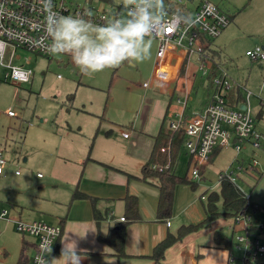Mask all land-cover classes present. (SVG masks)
<instances>
[{
    "label": "rangeland",
    "instance_id": "rangeland-1",
    "mask_svg": "<svg viewBox=\"0 0 264 264\" xmlns=\"http://www.w3.org/2000/svg\"><path fill=\"white\" fill-rule=\"evenodd\" d=\"M113 1L124 3V0ZM210 1L236 16L233 23L214 40V47L220 52L221 66L229 76L246 84L254 93L250 99L251 108L255 115L262 112L263 119L257 125L259 146L254 147L252 143L246 142L239 154L232 148L220 150L211 158L205 170H201L202 179L197 181L198 188L201 189V194L205 192V196L213 191L218 192L219 174L232 172L239 177L237 183L250 195L251 202L264 211V64L246 56V51L264 46V0ZM199 2L200 0H163L160 5L165 7L170 3H180L192 10ZM101 4L102 0H71L68 5L71 13L74 9L89 12V20L82 18L89 25L86 35L94 44L103 43L95 31L96 27L102 26L95 21ZM70 15L78 16L74 13ZM158 46L157 40L145 37L138 44V50L147 57L150 49L149 58L124 61L117 67L87 74L75 65L69 54L54 52L49 58L18 49L17 55L20 57H15L13 63L33 71V81L29 84L18 85L7 81L6 68L0 65V152L8 161L4 173L0 175V212L7 210L9 216H13V213H17V205L25 207L14 198L17 197L18 200L20 194L24 196L20 199L25 201L32 193L31 201L26 202L30 203L33 198L39 199L37 196L42 193H64L68 187L64 181L69 180L67 176L71 173H76L75 170L64 167V162H68L64 159L70 157L73 148L77 151L81 147H93L94 139L110 128L117 130L130 125L136 126L139 119L145 123L144 114L150 115L152 111L146 102L169 101V96L142 87L153 75ZM190 70L195 83L187 114L202 109L207 92L203 85L206 76L197 70L195 62H192ZM193 74H196V78ZM148 108L149 111L146 110ZM9 111L13 112V116L9 115ZM168 125L169 120L166 119L165 126ZM56 155L61 159L57 163L54 160ZM177 162L176 174L190 178V154L184 144ZM16 171H20V174H16ZM38 173L42 174V178L38 177ZM23 180H27V188L24 187ZM178 185L190 187L187 183ZM22 189H27V192L23 193ZM45 205L48 207L47 213L56 210L51 203ZM218 206L222 209L221 202ZM34 214L37 219L53 221V217H42L41 212L34 211ZM231 222V218L221 216L208 223L207 227L213 223L221 235H231ZM5 224L7 223L0 221V243H8V238L16 241L17 247L12 248L8 254V260L13 261L20 257L22 240L33 243L34 238L23 236L14 224V229L10 228L14 231L11 232L8 227L5 229ZM238 233L241 232L234 233L233 244L236 243ZM197 241L201 242V238ZM232 250L234 257H242V250L235 244L232 245Z\"/></svg>",
    "mask_w": 264,
    "mask_h": 264
},
{
    "label": "built area",
    "instance_id": "built-area-1",
    "mask_svg": "<svg viewBox=\"0 0 264 264\" xmlns=\"http://www.w3.org/2000/svg\"><path fill=\"white\" fill-rule=\"evenodd\" d=\"M51 2L52 15L74 13L82 17L90 16L84 9H74L71 13L68 6L71 0ZM45 3L46 0H0V65L6 68L7 81L20 85L29 84L33 80L34 73L31 69L13 63L15 57H20L17 55L18 49L49 58L54 53L50 48L51 39L48 35L53 31V25L49 24L47 28L46 17L49 10L45 8ZM141 6L151 10L153 14V28L146 37L157 40L159 44L153 75L143 83V87L156 88L169 96L173 108L167 127L173 133L181 132L184 135V147L192 157L190 178L198 181L202 176L201 169L208 165L215 150L232 148L239 154L246 142L252 143L254 147L259 146L257 119L249 101L253 95L251 90L236 82L222 66L211 76L214 62L210 52L213 49L212 42L231 24V18L210 0L201 1L190 19L165 9L158 0H133L128 6L123 2L102 0L95 21L102 26L116 21L126 24L139 14L137 9ZM246 56L264 64L263 47L256 46L253 50H248ZM192 62L206 76L203 85L207 92L203 108L187 114L195 83L190 70ZM193 76L196 78V74ZM235 89L246 94L242 103L233 105L228 95ZM9 115L13 116V112L9 111ZM123 135L128 137L129 134ZM166 150L169 149L162 148L161 151ZM7 164L8 161L0 152V175L4 173ZM16 174H20V171H16ZM222 175L229 176L238 185L239 177L234 173H221L219 177ZM38 176L42 177V174L38 173ZM201 198L205 199L206 196ZM247 198L251 200L250 195ZM252 204L253 202H249L232 219V231L245 233H238L234 244L242 250V257L239 258L242 264H264L263 211ZM8 214L7 210L0 212V220H9ZM121 220L126 219L123 217ZM15 224L19 232L35 240V251L30 264H48L50 253L62 234V227L44 221L17 220ZM166 224L171 226L170 220ZM235 260L237 258L231 255L229 264H233Z\"/></svg>",
    "mask_w": 264,
    "mask_h": 264
},
{
    "label": "crops",
    "instance_id": "crops-1",
    "mask_svg": "<svg viewBox=\"0 0 264 264\" xmlns=\"http://www.w3.org/2000/svg\"><path fill=\"white\" fill-rule=\"evenodd\" d=\"M212 48L215 49L214 40ZM243 86L247 88L246 84ZM146 90L165 94L153 87ZM240 92L244 97L246 93ZM231 94L237 95L236 89ZM252 94L254 93L252 92ZM205 102L202 103L203 106ZM231 103L236 105L242 102L235 99ZM146 105L152 111L150 115L144 114L145 123L139 119L136 126L130 125L117 130L110 128L105 131L106 133L110 130V134H100L101 136L94 139L93 147H81L77 151L73 148V154L71 153L70 157L64 159L68 161L64 162V167L73 169L76 173L75 175L73 173L70 176L66 175L69 180L64 181L68 185L64 193H42V195L37 196L39 199L33 198V202L30 203L26 202L31 201L32 193L28 196L29 198H25V201L20 199V197H24L21 194L18 200L17 197H14L17 202L31 209L26 210L25 207L17 205V213H13V216L8 214L9 220H2L7 223L5 229L7 227L14 229L12 225L16 226L17 220L44 221L52 225H60L63 231L52 256L59 258L64 242L74 241L81 255L85 257L81 264H158L148 257L153 248L169 232L176 233L182 226L202 222L205 219V211L201 207V189L177 185L174 190L172 215L169 218H161L158 214L160 200L158 179L155 177L148 179L131 177L142 178V168L152 155L155 137L159 133L164 117L167 115V119H169L173 108L170 100L166 103L155 100L150 104L146 102ZM146 110L149 111V108ZM255 116L258 125L263 119V113L259 111ZM123 133H128V137H125ZM63 157L65 158V156ZM54 160L56 163L61 161L59 155H56ZM177 164L178 162H176L175 170ZM26 183L27 180H23L25 188H27ZM76 190L87 194L89 198L73 199L72 196ZM22 192H27V189H22ZM127 196L138 198L140 219L137 221H131L128 218L125 221L121 220L126 216L125 198ZM49 203L56 209L53 213H47L46 208L48 207L45 204ZM93 205H96L100 212L105 213L106 219L100 222L96 221L93 216ZM34 211L41 212L42 217L47 219L53 217V221L37 219ZM23 217L25 218L23 219ZM167 220L171 222L169 227L166 224ZM122 225L126 226L124 247L126 256L119 257L108 243L99 239V236H106L111 229ZM231 227L230 225L232 232ZM10 231L13 232L14 230L10 229ZM215 232L219 231L217 226L212 223L210 227L206 226L205 229L187 235L182 241L167 250L165 259L161 264H229L231 255H234L232 247L227 249L217 246L214 240ZM199 238H201V242L197 241ZM7 240L8 243H0V264H18L20 257L13 261L8 260L9 251L17 247V243L10 238ZM21 247L20 256L24 252L28 258L26 264L29 261L31 263L35 251L34 242L22 240ZM197 256H201L200 259H197ZM48 264H64V261H52V257H50ZM233 264L242 263L240 259H237Z\"/></svg>",
    "mask_w": 264,
    "mask_h": 264
},
{
    "label": "trees",
    "instance_id": "trees-1",
    "mask_svg": "<svg viewBox=\"0 0 264 264\" xmlns=\"http://www.w3.org/2000/svg\"><path fill=\"white\" fill-rule=\"evenodd\" d=\"M201 1L203 0H200V2ZM200 2L192 10L186 6H183L180 3H174V4L170 3L168 6H165V9L169 11L177 12L186 19H190L198 9ZM225 12L229 14L227 11ZM229 16L231 18V21L234 20V18L236 17L235 15H229ZM84 18H86L87 20L90 19L88 18V16ZM210 52L214 61L212 64V73H211V76H213L218 70L219 66L222 65L220 62L221 55L220 52L217 51L216 49H211ZM236 91H237V95L229 94L228 98L230 99L231 102L235 99L237 101L243 102L244 97H242L240 90L236 89ZM167 118L168 116L166 115L163 119V123L160 127L159 133L155 137V145L153 148L152 155L142 168V178L131 176L139 179H148L150 177H155L158 179L159 190H160L158 214L161 218H169L172 215L174 190L178 184L187 183L190 185L192 189H196L199 186L197 181H194L191 178L187 179L186 176L182 177L176 174L175 166L178 160V155L181 146L183 145L184 135L181 132L173 133L172 130H170L167 126H165V121ZM105 134L106 135L110 134V130L107 131ZM162 148H166L169 150L163 152L161 151ZM219 151L220 149L215 150L212 157L217 155ZM191 164H192V157L190 156L189 165L191 166ZM154 166H156V168H154ZM201 170L203 171L204 168ZM219 181H220V189L218 192L217 191L211 192L208 196H206L204 200L200 197L201 198L200 201H202V206L205 211V219L198 224H189L186 226H182L178 229L176 233L169 232L167 236L153 248L151 255L148 256L149 258L154 260L156 263L161 264L162 261L165 259L167 250L173 245L182 241L187 235L205 228L208 225V223L218 219L221 216L233 219L243 208L248 206L249 202H251V200L247 198L249 195L245 191L240 189L236 183L232 182L229 176L222 175ZM203 195H205V192L201 194V196ZM72 198L85 199V198H89V196L83 192L76 190L73 193ZM125 200H126L125 219L128 218L131 221H137L138 219H140L138 198L135 196H127ZM219 202H221L222 204V209H219L218 206ZM252 205L255 204L253 203ZM93 216L97 222L106 219L105 213L100 212L97 209L96 205H93ZM263 218H264V211H263ZM235 232L236 231L233 230L231 235H221L219 234V232H215L214 240L216 245L222 246L227 249H231L232 245H234L233 236ZM59 239L57 240L54 248H56ZM99 239L108 243L114 249L117 256L119 257L126 256L124 250L125 239H126L125 225L111 229L106 236H99ZM200 257L201 256H197V259H200ZM27 261L28 258L24 255V252H22L18 264H26ZM28 264H30V261Z\"/></svg>",
    "mask_w": 264,
    "mask_h": 264
},
{
    "label": "clouds",
    "instance_id": "clouds-1",
    "mask_svg": "<svg viewBox=\"0 0 264 264\" xmlns=\"http://www.w3.org/2000/svg\"><path fill=\"white\" fill-rule=\"evenodd\" d=\"M133 0H124L125 6ZM162 5L163 0H158ZM45 8L49 10L46 17L47 28L53 25V31L48 33L51 39L50 48L56 53L71 55L73 62L84 73L103 71L108 67H117L124 61L147 59L138 50V44L144 41L153 28L151 10L141 6L137 9L138 15L128 20L126 24L116 21L107 26H98L95 31L99 34L102 44H94L86 35L89 25L82 16H64L60 13L52 15V2L46 0ZM52 261L63 260L64 264H81L85 258L78 250L76 243L65 241L61 248L60 257L52 256Z\"/></svg>",
    "mask_w": 264,
    "mask_h": 264
}]
</instances>
